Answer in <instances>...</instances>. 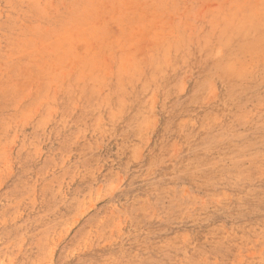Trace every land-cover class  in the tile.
Wrapping results in <instances>:
<instances>
[{
  "label": "rangeland",
  "instance_id": "374dc122",
  "mask_svg": "<svg viewBox=\"0 0 264 264\" xmlns=\"http://www.w3.org/2000/svg\"><path fill=\"white\" fill-rule=\"evenodd\" d=\"M0 264H264V0H0Z\"/></svg>",
  "mask_w": 264,
  "mask_h": 264
}]
</instances>
